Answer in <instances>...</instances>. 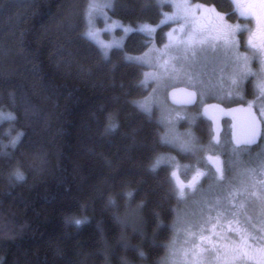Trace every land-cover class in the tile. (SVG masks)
Here are the masks:
<instances>
[{"label":"trees","instance_id":"obj_1","mask_svg":"<svg viewBox=\"0 0 264 264\" xmlns=\"http://www.w3.org/2000/svg\"><path fill=\"white\" fill-rule=\"evenodd\" d=\"M89 1L0 0V264H163L180 205L172 171L201 155L170 145L138 104L144 65L126 54L151 35L134 29L105 52L85 34ZM192 1L239 15L233 0ZM109 12L161 17L158 0H112ZM196 113L182 125L206 144Z\"/></svg>","mask_w":264,"mask_h":264},{"label":"rangeland","instance_id":"obj_2","mask_svg":"<svg viewBox=\"0 0 264 264\" xmlns=\"http://www.w3.org/2000/svg\"><path fill=\"white\" fill-rule=\"evenodd\" d=\"M158 2L161 7V17L157 23L140 22L134 25L124 23L110 14L112 0H91L87 9L90 24L88 23L85 34L107 52L111 46H122L126 35L134 29L149 33L151 36L148 48L143 52L126 54L128 59L139 61L144 65L142 81L144 84L150 82L149 90L138 99V104L148 113L155 114L162 120L165 127L164 136L168 142L181 149L201 152L216 148L213 142L198 143L196 134L190 126L182 125L183 120L176 114L187 116L191 123L195 118L196 110L173 108L168 102L167 91L170 86L181 84L197 89L200 103L210 93H217L220 96L219 100L221 98L225 101L229 100L231 97H225V94H232L242 71L246 70V59L237 51L239 40L235 35L236 29L241 25L227 20L223 13L215 10L214 7L196 1L158 0ZM233 2L237 10L241 11L240 0ZM165 3H169L170 7H164ZM90 5L94 7L90 8ZM163 23L168 24L164 31L166 39L158 44L156 29ZM257 26L254 25L255 29ZM260 27L263 31L264 19ZM198 107L200 109V105ZM228 126L230 128V124ZM228 133L227 130L220 131L221 140L216 151H221V147L231 152L245 150L242 146L230 144L231 133ZM216 153L214 151L213 154ZM166 159L172 160L173 167L177 165L176 159H172V156H166ZM185 167L183 164L180 168L179 164L176 169L185 172ZM227 188L229 185L217 186L216 189L211 187L206 189L205 194L196 189L189 196V200H182L176 211L173 233L167 242V254L163 264L245 262L242 257L238 260L242 254H238L237 250H218L219 247L230 242L228 239L235 238L226 232V229L231 228V221L230 217L224 214H232L233 209L223 200ZM213 194L217 195L216 203H213L215 201ZM227 198L230 200V196ZM201 236L205 239L201 240ZM209 240L214 243L210 244ZM249 255L257 263L264 261V250H251Z\"/></svg>","mask_w":264,"mask_h":264},{"label":"flooded vegetation","instance_id":"obj_3","mask_svg":"<svg viewBox=\"0 0 264 264\" xmlns=\"http://www.w3.org/2000/svg\"><path fill=\"white\" fill-rule=\"evenodd\" d=\"M240 4L241 11H238L236 7L239 15L234 22H238L241 27L236 29L237 34L235 35H237L236 37L239 40V49L237 51L243 54L247 63L246 70L242 71V75L237 81L236 87L233 88L232 94H225V97L230 96L231 98L227 101L222 98L219 100L220 96L217 93H210L200 103L198 90L193 88L196 90V99L190 105H176L167 99L173 108H178L179 110H197L200 105L199 113L209 121L212 128L210 139L206 143L213 142L217 148L221 140L220 131L227 130L228 134L231 133V143L229 142V135L228 142L242 146L245 150L231 152L223 147L220 148L221 151L219 152L216 151V148L203 150L201 152L202 157L194 154L195 160L193 163L186 164L185 172L176 169L172 171V176L174 178L175 172L179 178V182L174 178L179 203L182 200H189V196L196 189L205 194L206 189H211V187L216 189L217 186L227 187L229 185V188L226 189L225 197L223 194V200L229 203L233 209L231 211L232 214H224V216H229L231 221V228L226 229V232L235 238L233 240L228 239L230 241L228 244L217 249L237 250L238 254H242L238 260L241 257L245 259V262L237 264H264V261L263 263H257L249 255L251 250H264V231L261 230V227H258V225L264 226V88L261 87V83L264 82V38L256 39L254 37L252 40L249 39L256 30L254 25H258L257 17L253 13L257 11L264 14V9H261L257 0H240ZM145 85L149 86L150 82L147 81ZM176 85L181 84L172 85L169 89ZM198 101L199 103H197ZM210 103L226 107L243 105L248 110L256 113L261 123L260 134L255 136L250 142L235 143L233 140V118L230 115L222 116L219 121V127L215 130L213 120L204 110L205 106ZM176 116L180 119L187 118V116H182L178 113ZM228 124H230V128ZM164 139L166 140V138ZM209 150L217 153L213 154ZM210 155L213 158L219 157L221 166L219 175H217L216 165L209 158ZM190 170L193 171L190 172ZM198 171L202 174L197 176ZM194 177L197 178L194 180ZM180 191L185 192L180 194ZM213 195L215 199L213 203H216L217 195ZM228 196H230V200H228ZM237 228L244 230L243 236L236 231Z\"/></svg>","mask_w":264,"mask_h":264},{"label":"water","instance_id":"obj_4","mask_svg":"<svg viewBox=\"0 0 264 264\" xmlns=\"http://www.w3.org/2000/svg\"><path fill=\"white\" fill-rule=\"evenodd\" d=\"M167 98L176 105H190L196 99V90L184 85H176L168 90ZM204 110L213 120L215 130H217L219 127L220 118L224 115H230L233 118V132L235 131L237 136H242L244 133L249 131L251 121L253 119L256 120L257 135H259L261 132V123L256 113L248 110L243 105H232L226 107L215 103H210L205 106ZM174 178L177 182H179V178L175 172Z\"/></svg>","mask_w":264,"mask_h":264},{"label":"snow or ice","instance_id":"obj_5","mask_svg":"<svg viewBox=\"0 0 264 264\" xmlns=\"http://www.w3.org/2000/svg\"><path fill=\"white\" fill-rule=\"evenodd\" d=\"M257 3L259 4V6H261V9H264V0H257ZM89 7L90 8L91 7H94V5H90ZM253 14L256 15V17H257L258 26H257V29L249 37V39L252 40L254 37L256 39L264 38V31H262L261 30V27H260L261 22H262V19H264V14L258 13L257 11H254ZM245 63H247V61ZM261 87L264 88V82L261 83ZM256 135H257V132H256V120L253 119L251 121V125H250L249 131H247L246 133H244L242 136H237V134L235 133V131L233 132V140H234L235 143L250 142ZM209 158L216 165L217 175H219L220 174V171H221L219 157L213 158L210 155ZM200 174H202V173H200L198 171L197 176L200 175ZM196 178L197 177H194L193 179L195 180ZM258 227H261V230L264 231V226L258 225ZM236 231L240 232L241 235L243 236V234H244V230L243 229L237 228ZM249 236H250V234H249ZM200 239L201 240H204L205 237L204 236H201ZM209 243L212 244L214 242L211 241V240H209Z\"/></svg>","mask_w":264,"mask_h":264},{"label":"clouds","instance_id":"obj_6","mask_svg":"<svg viewBox=\"0 0 264 264\" xmlns=\"http://www.w3.org/2000/svg\"><path fill=\"white\" fill-rule=\"evenodd\" d=\"M9 115H12L11 113H9ZM19 134H17V136H18ZM14 140H15V137L13 138V142H14ZM15 175H16V177L19 179V178H22V176H23V173L22 172H20V171H17V172H15L14 173Z\"/></svg>","mask_w":264,"mask_h":264}]
</instances>
